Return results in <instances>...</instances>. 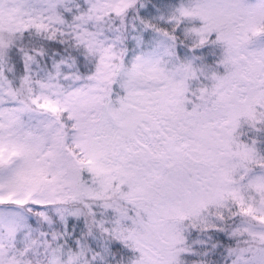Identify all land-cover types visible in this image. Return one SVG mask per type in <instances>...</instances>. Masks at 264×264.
Wrapping results in <instances>:
<instances>
[{"label":"snow or ice","instance_id":"1","mask_svg":"<svg viewBox=\"0 0 264 264\" xmlns=\"http://www.w3.org/2000/svg\"><path fill=\"white\" fill-rule=\"evenodd\" d=\"M0 264H264V0H0Z\"/></svg>","mask_w":264,"mask_h":264}]
</instances>
